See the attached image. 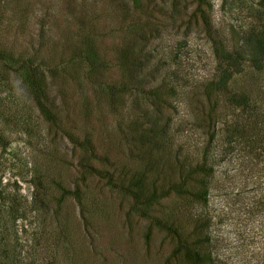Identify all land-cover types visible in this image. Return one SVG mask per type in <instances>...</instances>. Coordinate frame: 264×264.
Masks as SVG:
<instances>
[{
    "label": "rangeland",
    "instance_id": "1",
    "mask_svg": "<svg viewBox=\"0 0 264 264\" xmlns=\"http://www.w3.org/2000/svg\"><path fill=\"white\" fill-rule=\"evenodd\" d=\"M249 32L264 0H0V264H264Z\"/></svg>",
    "mask_w": 264,
    "mask_h": 264
},
{
    "label": "trees",
    "instance_id": "2",
    "mask_svg": "<svg viewBox=\"0 0 264 264\" xmlns=\"http://www.w3.org/2000/svg\"><path fill=\"white\" fill-rule=\"evenodd\" d=\"M245 42L247 45L251 46V50L248 53L250 64L252 66H254L255 69H261L263 64H264V37H263V34H260V36H257L256 33L249 32L245 38ZM236 59L234 58V56L232 54H229V53L223 54V61L226 63L227 67L223 68L221 80H224L225 78H227V76L229 75V71H230L231 67H234L236 65V63H235ZM28 79H29L28 81H30L29 85L32 88H34L33 94L35 93V95H34L35 100L37 101L38 105L43 108V106H44L43 103L45 104L44 101H46V98H45L43 92L41 91V89L39 87V83L37 82V79H35L34 76H31V77L29 76ZM241 92H243V93L237 94L235 92L236 94L233 93L229 96L234 105H243V106L246 105L247 96H245L246 94L244 93V91H241ZM235 95L236 96L238 95V96L235 98ZM47 112H48V110H47ZM49 117H50V115H49ZM192 196L195 198H200V199L204 200L205 196H206V191L202 190V188H201L199 191H197V193H194ZM153 197L154 196L151 195L148 197V199L151 200V199H153ZM177 247L179 249H181V252L185 256V258L190 261L191 264H203L205 261L209 262V259H210L209 252L206 253L204 250L196 249V248L191 249V248L187 247L183 241H178Z\"/></svg>",
    "mask_w": 264,
    "mask_h": 264
}]
</instances>
